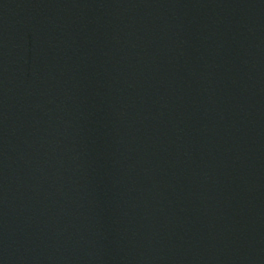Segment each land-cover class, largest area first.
Segmentation results:
<instances>
[{
    "label": "water",
    "instance_id": "1",
    "mask_svg": "<svg viewBox=\"0 0 264 264\" xmlns=\"http://www.w3.org/2000/svg\"><path fill=\"white\" fill-rule=\"evenodd\" d=\"M0 264H264V0H0Z\"/></svg>",
    "mask_w": 264,
    "mask_h": 264
}]
</instances>
